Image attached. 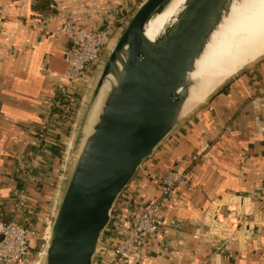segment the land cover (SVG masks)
Wrapping results in <instances>:
<instances>
[{
    "label": "crops",
    "instance_id": "obj_1",
    "mask_svg": "<svg viewBox=\"0 0 264 264\" xmlns=\"http://www.w3.org/2000/svg\"><path fill=\"white\" fill-rule=\"evenodd\" d=\"M141 1L0 0V219L12 217L22 201L23 215L47 231L62 189L67 160L59 161L53 149L65 121L52 110L68 41L57 9L74 11L88 29L108 25L110 50ZM202 146L205 160L193 163L190 155ZM174 168L188 172L190 189H178L165 202L160 232L137 264H264V57L180 123L144 160L129 188L144 201L158 199L149 174ZM225 203L252 213L257 238L216 235L211 214ZM37 240L24 264L36 263L43 243Z\"/></svg>",
    "mask_w": 264,
    "mask_h": 264
},
{
    "label": "water",
    "instance_id": "obj_2",
    "mask_svg": "<svg viewBox=\"0 0 264 264\" xmlns=\"http://www.w3.org/2000/svg\"><path fill=\"white\" fill-rule=\"evenodd\" d=\"M171 1L142 0L108 51L77 127L35 264H92L110 213L144 160L192 112L264 57L239 68L185 111L194 83L190 74L233 0H184L149 39L147 23ZM259 233L249 223L238 229L244 241Z\"/></svg>",
    "mask_w": 264,
    "mask_h": 264
},
{
    "label": "built area",
    "instance_id": "obj_3",
    "mask_svg": "<svg viewBox=\"0 0 264 264\" xmlns=\"http://www.w3.org/2000/svg\"><path fill=\"white\" fill-rule=\"evenodd\" d=\"M60 19V31L68 41L64 55L65 67L62 81L57 86L55 106L61 100L74 101V93L88 75L91 66L98 68L108 54L111 37L108 25L85 28L80 25L71 10L56 11ZM206 146L190 155L193 163L206 158ZM150 180L160 190V197L152 201L139 199L138 191L128 186L116 201L110 219L101 234L92 264H137L150 241L160 232L162 221L159 212L178 189H190L189 174L181 169H169L162 173H150ZM141 196V195H140ZM243 201L244 197H235ZM263 208H264V201ZM225 209H222V206ZM245 206L246 204L242 203ZM216 206L211 214V225L218 237L226 240L234 237L239 227L250 223L252 213L238 212L230 204ZM22 201L15 204L12 217L0 219V264H24L31 250V243L44 240L47 231L27 219L22 213Z\"/></svg>",
    "mask_w": 264,
    "mask_h": 264
},
{
    "label": "bare ground",
    "instance_id": "obj_4",
    "mask_svg": "<svg viewBox=\"0 0 264 264\" xmlns=\"http://www.w3.org/2000/svg\"><path fill=\"white\" fill-rule=\"evenodd\" d=\"M183 1L172 0L147 23L146 35L149 39L158 35ZM263 53L264 0H233L228 15L212 34L190 74L194 83L189 89L184 110H189L222 80Z\"/></svg>",
    "mask_w": 264,
    "mask_h": 264
},
{
    "label": "rangeland",
    "instance_id": "obj_5",
    "mask_svg": "<svg viewBox=\"0 0 264 264\" xmlns=\"http://www.w3.org/2000/svg\"><path fill=\"white\" fill-rule=\"evenodd\" d=\"M109 41H110V39H109ZM106 56L104 57L102 63L99 64L98 68L95 65L91 66V72H89V79H88V81H86V85L84 86L85 89H84V91L81 92L80 97H78V99H77L78 102L76 105L75 114L73 115V118L70 122L67 121V123L65 122V124H64L63 132H62V138L58 143L59 144V146H58L59 147V154H57V157H58L59 161L62 160L64 162L69 157L71 145L73 144L72 139L76 134V130H77V127L81 121V116L84 112V108L86 106V103L89 101L88 98L92 92L93 86L95 85L96 79H97V77H98V75L102 69V66L104 64ZM85 95H87V98H86V100L84 99V101L82 102V99L84 98ZM37 241H41V240H37ZM37 244L35 247H37Z\"/></svg>",
    "mask_w": 264,
    "mask_h": 264
},
{
    "label": "trees",
    "instance_id": "obj_6",
    "mask_svg": "<svg viewBox=\"0 0 264 264\" xmlns=\"http://www.w3.org/2000/svg\"><path fill=\"white\" fill-rule=\"evenodd\" d=\"M80 97L79 92L74 93V101H68V100H61L58 102V105L54 106L53 108V113L59 115L63 121L67 123L70 122L73 118V115L75 114V109L77 105V99ZM54 152L55 154H59V147L55 146L54 147Z\"/></svg>",
    "mask_w": 264,
    "mask_h": 264
}]
</instances>
